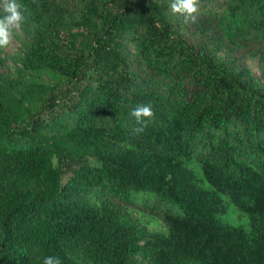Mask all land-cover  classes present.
Here are the masks:
<instances>
[{
	"label": "trees",
	"instance_id": "16d2710c",
	"mask_svg": "<svg viewBox=\"0 0 264 264\" xmlns=\"http://www.w3.org/2000/svg\"><path fill=\"white\" fill-rule=\"evenodd\" d=\"M206 1L18 0L0 264H264V0Z\"/></svg>",
	"mask_w": 264,
	"mask_h": 264
},
{
	"label": "clouds",
	"instance_id": "9594fccd",
	"mask_svg": "<svg viewBox=\"0 0 264 264\" xmlns=\"http://www.w3.org/2000/svg\"><path fill=\"white\" fill-rule=\"evenodd\" d=\"M168 7L173 15L183 17L184 24H194L199 17L200 0H170ZM25 21L22 5L18 0H0V49H7L11 45L14 32L20 30ZM154 115L151 103L138 104L130 112V116L139 125L133 131L137 134L142 133ZM43 264L63 262L58 255H49L44 258Z\"/></svg>",
	"mask_w": 264,
	"mask_h": 264
},
{
	"label": "rangeland",
	"instance_id": "374dc122",
	"mask_svg": "<svg viewBox=\"0 0 264 264\" xmlns=\"http://www.w3.org/2000/svg\"><path fill=\"white\" fill-rule=\"evenodd\" d=\"M211 1L214 2L213 0H211ZM206 2H208V0ZM209 5L210 6L207 8L208 10L211 9V8H215L214 6H211L212 5L211 3H209ZM24 41H25V39H24V36H23V34L21 32V29L16 31V32H14L12 43L7 49H5V52H4L5 58H6V63H7L8 67L10 66L12 69L15 68L16 59H17L18 55L21 53V51H22V47H23ZM231 211H234L233 206H231ZM179 214H181V213H179ZM228 220L230 222H233L232 218H228ZM159 227L160 226H156V228H159Z\"/></svg>",
	"mask_w": 264,
	"mask_h": 264
}]
</instances>
